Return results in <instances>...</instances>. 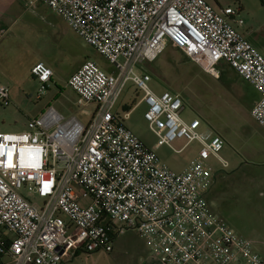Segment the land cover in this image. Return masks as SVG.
<instances>
[{
	"label": "built area",
	"instance_id": "2783aa9c",
	"mask_svg": "<svg viewBox=\"0 0 264 264\" xmlns=\"http://www.w3.org/2000/svg\"><path fill=\"white\" fill-rule=\"evenodd\" d=\"M47 6L114 67L85 61L67 82L77 105H94L88 123L65 118L52 106L21 133L0 132V264H78V254L111 253L116 237L134 232L162 264H264L253 243L214 213L205 194L212 185L223 139L181 117L182 98L155 93L139 66L167 45L218 77L226 62L259 94L250 115L264 129V56L236 27L230 7L205 0H21ZM0 31V36L3 35ZM37 99L46 95L52 70L36 63ZM130 84L145 104L155 148L184 140L200 147L180 172L162 163L124 124L117 102ZM0 83V105H8Z\"/></svg>",
	"mask_w": 264,
	"mask_h": 264
},
{
	"label": "rangeland",
	"instance_id": "374dc122",
	"mask_svg": "<svg viewBox=\"0 0 264 264\" xmlns=\"http://www.w3.org/2000/svg\"><path fill=\"white\" fill-rule=\"evenodd\" d=\"M205 1L216 11L227 7L237 11L238 18L244 21L239 33L264 56V0ZM39 13V25L32 28L28 25L20 30L16 27L0 42V83L7 87L10 97L8 105H0V132L3 133L26 131L29 119L38 113L40 106L41 113L52 106L65 118L74 116L88 123L95 106L79 107L78 97L68 87L67 80L85 58H90L105 72L114 70L62 18L55 17L46 7H41ZM171 53V49H166L164 55ZM39 57L50 65L54 74L46 95L40 100L37 99L38 83L29 74L30 64ZM169 59L170 67L165 72L158 71L156 67H163L164 60ZM146 67L153 73L149 85L154 92L161 93L168 85L180 91L185 120L199 119L200 129L207 125L225 129L227 140L220 156L227 161L228 167L222 169L214 159L209 162L213 171L224 170L212 188V210L240 237L251 241L255 251L264 258V130L243 119L220 83L193 63L183 58H159L155 63H147ZM140 98L141 94L128 84L115 111L122 116L125 109L133 107ZM145 111V104H138L125 121L126 127L154 151L162 163L174 171H181L196 156L200 146L192 143L179 153L167 147L156 149V137L144 119ZM184 144V140H176L172 146L179 150ZM143 246L134 232H127L116 239L112 253L78 255L74 263L89 264L97 257L100 264L113 259L118 263L126 257L132 258Z\"/></svg>",
	"mask_w": 264,
	"mask_h": 264
},
{
	"label": "crops",
	"instance_id": "0c3cea01",
	"mask_svg": "<svg viewBox=\"0 0 264 264\" xmlns=\"http://www.w3.org/2000/svg\"><path fill=\"white\" fill-rule=\"evenodd\" d=\"M41 7H46V9H48L55 17L61 18L58 15H56L55 13H53L47 6H45L43 4H37L34 8L27 9L21 0H0V31L4 32L3 35L0 36V42L3 41L5 39V37L10 35L16 27L20 30V29L28 28L29 26H31V28H32V27H34V25L36 26V24L39 25L41 23V14L39 13V10L41 9ZM238 29H239V27L237 28V30ZM238 32H239V30H238ZM166 49H171L172 53L165 56L164 52L166 51ZM174 49L170 45H167L166 48L164 49V51L157 57V59L151 63H155L159 58H183L184 61L193 63L196 67L200 68L197 64L192 62L182 51H179V50L176 51L177 49H175V50ZM87 60H91V59L85 58L84 61L81 63V65ZM38 62L44 63L47 67H49L51 69L50 65L46 61L42 60L41 57L37 58L36 61L32 62L30 64V67H29V74L33 80H34V78L31 74V69ZM170 65H171L170 59L167 62H165V60H164L163 65H162L163 67H159V68L156 67V68L158 71L165 72L170 67ZM80 66L78 67V69L80 68ZM78 69H76L72 74H74ZM215 69L218 72V77L212 76V78L215 81H218L220 83L223 91L234 102L235 107L238 109L237 111H239V113L241 114V117L245 120H248L250 123H255L260 129H262L253 120V118L250 115L252 107L257 103V101L259 99V94L254 90V88L252 86L247 84L233 69H231L226 62L220 61L215 66ZM139 70L146 71L150 75L151 80L153 79V73L146 67V64L139 66ZM200 70H202V69L200 68ZM52 72H53V70H52ZM109 72H112V71H109ZM53 76H54V74H53ZM53 76H52V78H53ZM52 78H51V80H52ZM164 91H170L173 93H177L181 96L180 91H178L174 87H171L170 85L166 86ZM164 91H162V92H164ZM157 94H159V93H157ZM182 102H183V109H184V101L182 100ZM140 103L141 102L139 99L138 103H136L129 112L131 113V111ZM141 104H143V103H141ZM183 109H182V112H183ZM125 111H127V108L125 109ZM182 112H181V117H182ZM41 114H43V113H41V106H40L38 113L30 119L37 118ZM183 120H185V119L183 118ZM185 121H187V120H185ZM124 124H125V121H124ZM200 126H201V122H200ZM242 127H245V125H242ZM203 130L211 131V132L217 134L218 136H220L223 139L224 145H225L226 140H227L225 137L226 136L225 129H218L217 127H212V126L207 125V127ZM262 130H264V129H262ZM247 132L248 131H244L243 133L246 134ZM180 141H182V140H180ZM183 146L179 150H182ZM188 163L189 162H187V164H185L184 168L188 165ZM222 172H224V170H220L217 172L213 171L212 185H211L210 189L205 194L206 200L209 203V205L211 206V208H212V203L210 200L212 197L211 196L212 188L214 187L215 183L219 180ZM118 237H120V236H118ZM118 237H116L114 239L113 247H114V244H115L116 239ZM143 245H144V243H143ZM112 252H113V250H112ZM97 253L98 252L91 253V254H97ZM91 254H85V255L87 256V255H91ZM78 255H84V254H78ZM132 255H133L132 258L126 257L125 260H122V262L119 261L117 263V261L115 259H113V260H111V262H110V260H109V262H104V264H162L155 256H153L150 253V251L148 250V248H146L145 245L143 246V249H141V248L138 249L136 251V253H133ZM129 256H131V255H129ZM98 259L99 258L97 257L95 261H93L92 263H89V264H100V261H97ZM78 264H82V263H78Z\"/></svg>",
	"mask_w": 264,
	"mask_h": 264
},
{
	"label": "trees",
	"instance_id": "16d2710c",
	"mask_svg": "<svg viewBox=\"0 0 264 264\" xmlns=\"http://www.w3.org/2000/svg\"><path fill=\"white\" fill-rule=\"evenodd\" d=\"M132 109V107L131 108H129V109H127V111H130Z\"/></svg>",
	"mask_w": 264,
	"mask_h": 264
}]
</instances>
